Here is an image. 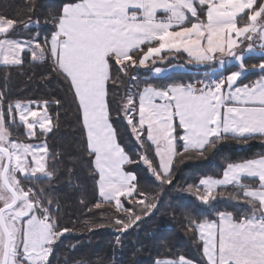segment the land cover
Instances as JSON below:
<instances>
[{
	"label": "snow or ice",
	"instance_id": "snow-or-ice-1",
	"mask_svg": "<svg viewBox=\"0 0 264 264\" xmlns=\"http://www.w3.org/2000/svg\"><path fill=\"white\" fill-rule=\"evenodd\" d=\"M242 15L247 21L241 26ZM55 20L56 31L45 40L48 55L55 64L53 71L69 82L82 110L86 146L99 172L100 195L104 201H114L128 220H115L121 232L141 220L134 207L147 213L156 204H145L150 197L139 191L135 173L125 171L133 160L119 143L111 121L108 86H116L118 79L113 68L126 75L129 68L163 59L162 53L181 51L192 62L212 68L213 74L196 84H146L125 94L122 111L141 142L137 155L161 184L172 183L177 156L194 152L203 157L229 137L245 142L264 137V75L251 84L240 83L250 70L244 64L246 55H259L260 63L252 70L264 73V0H70ZM18 26L16 19L0 16V63L4 65H22L26 48H31L33 60L45 57L38 37L34 45L8 38ZM254 36L258 45L249 43L237 51L243 39L251 41ZM233 62L238 70L224 74ZM4 95L0 92V264H49L53 245L69 229L59 227L52 215L53 201L44 189L21 182L38 175L53 178L48 170L49 146L46 141L10 139L5 115L15 121V110L30 138H38L37 129L42 135L51 133L54 117L47 110L48 101L11 103ZM178 128L183 135L176 134ZM177 141L183 153L177 151ZM145 142L155 148L159 171L143 149ZM245 178L256 179L257 186L245 184ZM228 185L241 190L249 211L240 217L220 212L218 222H192L203 241L207 264H264V156L228 163L222 178L204 177L188 191L208 204L216 199L217 188ZM122 197L140 199L126 208ZM156 264L192 262L180 256Z\"/></svg>",
	"mask_w": 264,
	"mask_h": 264
},
{
	"label": "trees",
	"instance_id": "trees-1",
	"mask_svg": "<svg viewBox=\"0 0 264 264\" xmlns=\"http://www.w3.org/2000/svg\"><path fill=\"white\" fill-rule=\"evenodd\" d=\"M68 2L70 0H0V16L16 19L21 25L10 32L9 37L36 40L38 37L48 52L45 40H50L56 31L55 17ZM246 21L247 16L242 15L239 24L242 26ZM22 59V65H0V92L11 103L48 101V112L54 117L53 131L46 135L40 133L38 138L49 146L48 170L54 173L53 178L23 179L35 189H44L53 201L52 215L59 227L69 229L53 245L50 264H156L159 259H179L180 256L197 264H207L203 241L192 222L204 219L218 221L220 212H231L240 217L249 209L243 202L241 190L233 185L217 188L213 193L216 199L208 204L200 202L188 188H195L203 177L221 176L228 163L264 155V137L257 136L247 142L229 137L227 142L209 149L203 157L194 152L177 156L172 169V183L161 184L148 166L140 161L137 154L141 152V142L135 139L122 111L125 94L129 90H142L146 84L165 87L195 82L203 77L206 66L195 64V72L173 71L163 77L152 76L149 67L129 68L126 75L118 74L113 68V76H118V79L116 86L111 83L108 86L111 121L119 143L133 160L125 170L136 174L139 191L150 197L145 204H156V208L147 213L140 206L134 207L133 211L141 216V220L126 232H121V226L115 220L125 219L126 223L128 220L122 211H117L114 201L107 202L100 197L99 172L95 169L94 156L87 149L82 110L69 82L53 71L55 64L50 55L37 62L25 51ZM159 63L160 60H155L152 66ZM259 63L260 56L256 55L247 56L244 60L247 67ZM236 69L235 64L226 66L224 74ZM135 75L133 82L131 78ZM259 75L258 70H251L241 82H251ZM136 85L137 90H134ZM54 101L60 103L57 105ZM10 127L18 141H31L23 126L11 123ZM182 133L178 128L176 134ZM143 149L153 167H157L159 158L155 155L154 146L145 142ZM177 151L183 153L180 141H177ZM246 181L252 186L258 184L256 179ZM138 199L121 198L126 208L135 205ZM97 204L99 208L95 207Z\"/></svg>",
	"mask_w": 264,
	"mask_h": 264
},
{
	"label": "crops",
	"instance_id": "crops-1",
	"mask_svg": "<svg viewBox=\"0 0 264 264\" xmlns=\"http://www.w3.org/2000/svg\"><path fill=\"white\" fill-rule=\"evenodd\" d=\"M69 3V2H68ZM55 33V32H54ZM247 39H243V43H241L240 44V48L237 50V51H241V50H245L246 48H247ZM260 43V41L257 39V42L255 43V44H253L254 46L255 45H258ZM246 45V46H245ZM154 46H156V45H154ZM177 55H182V56H185L186 58H184V59H180V57L179 56H177ZM251 55H256V56H259V55H257V54H250V55H246V57L247 56H251ZM161 56L163 57V59H160V58H155V60H160V63H159V65H154V66H152L151 64L150 65H148V67L151 69V75L152 76H155V77H163V76H166L167 74H169V73H171V72H173V71H179V72H188V71H190V69H188L189 67H191V65H195L196 63H194V62H192L191 60H189V59H191L188 55H187V53H185V52H171V53H162L161 54ZM172 60V61H171ZM150 61H153L152 59H150L148 62H150ZM168 61L170 62V64L168 63ZM178 62L180 65H178V63H176V66L178 67V68H175V64H174V62ZM147 62V63H148ZM190 62V63H189ZM146 63V64H147ZM235 64V62H233V64L232 65H234ZM236 65V64H235ZM183 66H185V68L183 67ZM247 67V66H246ZM155 68H161V69H163L164 71L162 72V73H160V74H157V73H155V71H154V69ZM217 68H218V66H217ZM250 70L249 71H251L252 70V67H248ZM236 70H238V68L236 69ZM236 70H233V71H236ZM255 70H258L259 71V69L257 68V69H255ZM248 71V72H249ZM247 72V73H248ZM212 73H213V71H212V68L209 66V67H205L204 68V70H203V73H202V75H212ZM246 73V74H247ZM259 73H260V75L256 78V79H254L253 81H251V82H241L240 81V83H242V84H251L252 82H254L255 80H257V79H259L262 75H264V73H261L260 71H259ZM245 74V75H246ZM204 78V77H203ZM197 81H201V80H196L195 82H191V83H194V84H196V82ZM189 83V82H188ZM200 85L199 84H197V87H199ZM182 135H183V133H182ZM176 147H177V144H176ZM262 156H264V155H262ZM262 156H257V157H255V158H250V159H257V158H260V157H262ZM250 159H247V160H250ZM243 161H246V160H243ZM243 161H237V162H231V163H239V162H243ZM126 171V170H125ZM127 172H132V171H127ZM132 173H134V172H132ZM136 175V174H135ZM222 176H223V173H222V175L221 176H219V177H214V178H217V179H219V178H222ZM213 177V176H212ZM204 178V177H203ZM247 179H254V178H245L244 180H243V182L245 183V184H249V185H251L250 183H248L246 180ZM229 186V185H228ZM252 186V185H251ZM253 187H255V186H253ZM100 197H101V195H100ZM102 198V197H101ZM103 199V198H102ZM219 221V220H218ZM217 221V222H218Z\"/></svg>",
	"mask_w": 264,
	"mask_h": 264
},
{
	"label": "rangeland",
	"instance_id": "rangeland-1",
	"mask_svg": "<svg viewBox=\"0 0 264 264\" xmlns=\"http://www.w3.org/2000/svg\"><path fill=\"white\" fill-rule=\"evenodd\" d=\"M0 38H2V37H0ZM9 39H13V40H20V41H25V42H31L33 45L35 44V42H36V39L35 38H33V39H22V38H11V37H8ZM51 39V38H50ZM257 42V37H253V39L251 40V41H249V40H247V45L249 44V43H252V44H255ZM40 43V45L44 48V50H45V57L43 58V59H41V60H34V61H37V62H39V61H42V60H44L45 58H46V56L48 55V52H47V50L45 49V46L41 43V42H39ZM246 46V45H245ZM25 51L26 52H29L30 53V55H31V48H26L25 49ZM24 51V52H25ZM240 51V50H239ZM238 51V52H239ZM24 52H22L21 53V56H22V54L24 53ZM37 54L39 55V52L37 51ZM177 56H179L180 57V59H184V58H186L185 56H182V55H177ZM31 58H32V55H31ZM33 60V59H32ZM51 60H53V59H51ZM189 60H191V59H189ZM53 62V61H52ZM176 63H178V62H174V66H175V68H178L177 66H176ZM190 63V62H189ZM152 65V64H154L153 63V61H150V62H148L147 64H146V66H142V67H145V68H148V65ZM0 65H4V64H2V63H0ZM178 65H180L179 63H178ZM196 65H191V67H189L188 69H190V71H189V73H191V72H195L196 71V67H195ZM184 68H185V66H183ZM213 74V73H212ZM138 76V75H137ZM206 76H211V75H206ZM206 76L205 75H203V77L202 78H200V79H198V80H201V81H203V80H205V78H206ZM136 77V75L134 76V78ZM194 78H197V76H195ZM133 82L136 80V79H131ZM137 86L138 85H136V86H134V90H137ZM25 103H32V104H41L42 102H38V101H29V102H25ZM48 110V109H47ZM14 114H15V116H16V119H15V121H12L9 117H8V115L6 114L5 115V120H6V127H7V129H8V132L10 133V139H15V140H17L16 138H14L13 137V135H12V133H11V130H10V124L11 123H15L16 124V126H23L24 127V125L23 124H21L20 123V121H19V117H18V113H15V110H14ZM9 123V124H8ZM24 129H25V127H24ZM25 133H26V129H25ZM37 137L39 138L40 137V131H39V129H37ZM29 140L31 139V141H21V142H24V143H33V144H36V143H40L41 142V140H38V138H30V137H27ZM40 141V142H39ZM42 141H44V140H42ZM50 171V170H49ZM39 176V175H38ZM22 184H24V186L25 187H33V186H30V184H29V182L28 181H24L23 179H22ZM34 188V187H33ZM35 189V188H34ZM198 235H199V238H200V234H199V230H198ZM201 239V238H200ZM51 257V255L49 256V258ZM187 259V258H186ZM168 260H173V261H175V260H178V259H172V258H163V259H159L158 261H168ZM187 260H189V261H191L192 262V264H197L195 261H192V260H190V259H187ZM49 264H50V259H49Z\"/></svg>",
	"mask_w": 264,
	"mask_h": 264
}]
</instances>
